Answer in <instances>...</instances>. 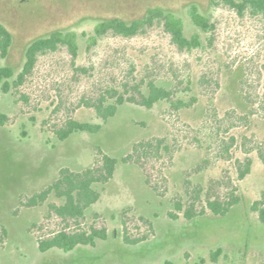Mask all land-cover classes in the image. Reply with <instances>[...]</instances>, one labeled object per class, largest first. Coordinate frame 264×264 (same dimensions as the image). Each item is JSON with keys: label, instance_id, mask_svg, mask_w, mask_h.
<instances>
[{"label": "rangeland", "instance_id": "374dc122", "mask_svg": "<svg viewBox=\"0 0 264 264\" xmlns=\"http://www.w3.org/2000/svg\"><path fill=\"white\" fill-rule=\"evenodd\" d=\"M192 3L210 16L213 31L204 32L195 25L188 12ZM154 6L175 11L184 21L186 35L199 34L203 46L179 49L158 20L137 35L108 32L89 46V36L102 17L132 20ZM0 22L13 35L9 54L0 56V67L16 71L11 83L23 69L26 48L33 39L62 29L75 31L79 44L77 55L67 45L40 54L19 87L5 92L0 84V112L8 117L0 124V264L264 262V223L253 209L264 192V163L256 151L251 154V173L235 182L242 200L228 214L208 210L187 219L176 209L178 201L194 200L190 193L196 195L194 189L203 186L196 201L200 208L209 181L226 171L236 178L233 162L224 159L205 172H194L205 153L189 142L197 133L192 129L207 112L224 116L231 111V119L230 114L221 125L237 124L227 133L238 139L235 158L245 156L240 147L245 136L250 138L248 146L264 140V16L249 10L240 14L223 0H0ZM145 76L174 81L179 89L191 79L190 94L198 101L179 112L166 102L151 108L127 102L98 133L79 132L58 139L54 130L70 117L98 120L87 100L111 86L133 84ZM152 137H168L182 148L174 159L150 161L147 172L122 162L136 142ZM100 150L120 162L81 225L106 229L108 238L98 240L95 247L42 252L40 239L64 227L75 229L78 223L50 212V203H61L55 195L41 205L27 204L29 198L57 179L62 167L81 170L94 164ZM146 173L159 192L149 185ZM228 189L218 185L210 193L222 195ZM169 211L177 212L179 218H171ZM126 234L145 239L128 243ZM218 248L222 253L215 262L211 253Z\"/></svg>", "mask_w": 264, "mask_h": 264}, {"label": "trees", "instance_id": "16d2710c", "mask_svg": "<svg viewBox=\"0 0 264 264\" xmlns=\"http://www.w3.org/2000/svg\"><path fill=\"white\" fill-rule=\"evenodd\" d=\"M223 1L229 6L236 8L240 14H244L245 11L249 10L254 15L264 16V0ZM188 12L198 28L204 32L213 31L215 25L212 23L210 16L201 12L197 4L192 3ZM155 20L164 24L165 29L171 34L173 42L179 49L191 51L203 46L199 34L191 37L186 35L184 21L175 11L161 6L150 7L143 16L132 20H126L118 15L102 17L95 26L94 34L89 36L88 44L89 46L96 44L108 32L125 37L137 35L147 25L153 24ZM12 44V33L0 22L1 57H7ZM61 45H67L70 51L77 55L79 49L78 34L71 30L56 29L48 36H39L33 39L26 48L24 67L12 83L9 79L15 76L16 71L10 66L0 67V84H3L5 92H9L13 87H19L24 82L25 77L33 71L40 54L55 51ZM173 82L148 79L145 76L133 84L126 82L122 87L111 86L101 92L95 99H89L85 103L88 107L94 109L97 121H82L70 117L61 126L57 127L54 132L59 140H66L79 132L98 133L104 124L116 115L118 109L127 102L137 103L148 108L153 107L157 103L166 102L169 109L174 112L191 108L198 101L196 95L190 94L192 90L191 79L187 80L184 89H179ZM230 114L231 111H228L224 116H220L217 112H207L201 124L192 129L197 131V133L189 144L203 150L205 153L203 160L195 165L194 172H205L213 167V163L224 159L233 162L236 178L234 179L226 171V174L224 173L221 178L211 179L205 203L200 208L197 207L196 201L199 200L203 186L194 189L199 195L193 196L190 193V197L194 198V200L188 201L187 204L178 201L176 209L182 211L187 219L202 216L208 210L215 215L224 216L228 214L242 200V196L238 193V185L235 182L244 179L251 173L254 163L252 152L256 151L258 157L264 163V140L256 141L254 145L248 146L250 138L247 136L244 137L240 145L245 156L243 158L234 157V148L239 146L237 144L238 139L234 134L227 136V133L237 124L232 121L227 126L223 125V127L221 125L225 119H231L233 115ZM229 115L230 117H228ZM7 118L5 114L0 112V124L4 123ZM181 148L182 145L172 143L168 137H152L136 142L132 151L121 160L124 163L135 164L147 172L150 161H159L166 157L174 159L176 152ZM98 153L99 155L94 164L84 169L73 170L69 167H62L57 179L29 198L27 204L41 205L52 194L55 195L61 199V203H50V212H55L65 221L75 219L78 223V227L75 229L64 227L52 235L40 239L39 249L42 252L53 248L70 252L79 245L95 247L98 240L108 238L106 229H97L93 226L87 229L81 225L86 210L101 198V187L114 177L117 165L120 162V159L102 150ZM146 177L149 185L159 192V187L152 183L149 175ZM218 185L229 189L222 195L211 194L213 187ZM253 209L259 212L260 219L264 223V192L262 198L254 202ZM169 215L174 219L179 218V214L174 211H169ZM144 239V236L130 238L128 234L125 235V240L128 243H138ZM221 253V248L213 251L211 253L212 261L216 262ZM166 264H173V262L167 260ZM196 264H204V259ZM261 264H264V262Z\"/></svg>", "mask_w": 264, "mask_h": 264}]
</instances>
